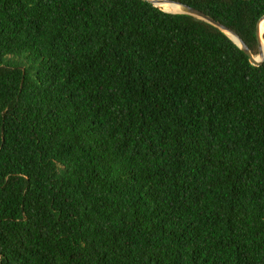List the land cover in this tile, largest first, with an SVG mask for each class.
<instances>
[{"label": "trees", "instance_id": "trees-1", "mask_svg": "<svg viewBox=\"0 0 264 264\" xmlns=\"http://www.w3.org/2000/svg\"><path fill=\"white\" fill-rule=\"evenodd\" d=\"M170 1L258 55L264 0ZM0 264H264V63L143 0H0Z\"/></svg>", "mask_w": 264, "mask_h": 264}, {"label": "water", "instance_id": "water-1", "mask_svg": "<svg viewBox=\"0 0 264 264\" xmlns=\"http://www.w3.org/2000/svg\"><path fill=\"white\" fill-rule=\"evenodd\" d=\"M143 1H146V2L150 3L151 5H153L154 7H158V8H160V5H162V4H173V5L178 6L180 8V12L179 13H173V14H184V15L192 16L194 18L202 20V21L218 28L224 34H226L245 53V55L249 58V62L251 63V65H253L255 67H259L264 63V52L262 49L263 38L260 35V25H261L262 21L264 20V17H262L257 23V32H256L257 43H258V55H257V57H259V59H256V56H254L251 53L248 46L243 42V40L237 34H235L230 29L226 28L225 26H223L221 23L217 22L216 20H214L210 16L204 14L203 12H201L195 8H192L188 5L175 3V2L170 1V0H143ZM231 36L236 37L239 43L235 42Z\"/></svg>", "mask_w": 264, "mask_h": 264}, {"label": "bare ground", "instance_id": "bare-ground-1", "mask_svg": "<svg viewBox=\"0 0 264 264\" xmlns=\"http://www.w3.org/2000/svg\"><path fill=\"white\" fill-rule=\"evenodd\" d=\"M160 8H162L164 11L169 12V13H179L180 12V8L176 5L173 4H162L160 5ZM264 33V20L262 21L261 25H260V35L261 37L263 36ZM232 39H234L235 42L239 43L237 38L234 36H231ZM262 49L264 52V40H262ZM256 59H259V57L256 56Z\"/></svg>", "mask_w": 264, "mask_h": 264}]
</instances>
